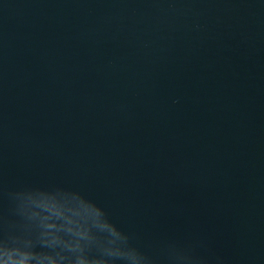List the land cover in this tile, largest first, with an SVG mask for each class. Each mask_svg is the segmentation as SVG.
Listing matches in <instances>:
<instances>
[{
	"label": "water",
	"instance_id": "water-1",
	"mask_svg": "<svg viewBox=\"0 0 264 264\" xmlns=\"http://www.w3.org/2000/svg\"><path fill=\"white\" fill-rule=\"evenodd\" d=\"M0 264H264V0H0Z\"/></svg>",
	"mask_w": 264,
	"mask_h": 264
}]
</instances>
